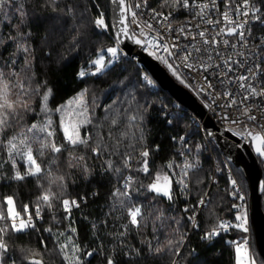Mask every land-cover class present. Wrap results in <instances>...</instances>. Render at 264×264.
Returning a JSON list of instances; mask_svg holds the SVG:
<instances>
[{
	"label": "snow or ice",
	"instance_id": "obj_1",
	"mask_svg": "<svg viewBox=\"0 0 264 264\" xmlns=\"http://www.w3.org/2000/svg\"><path fill=\"white\" fill-rule=\"evenodd\" d=\"M62 0H0V180H13L16 182L27 181L32 178L39 183L41 195L37 198V205L34 212L29 210V205L22 204V211L16 210L17 200L14 196H7L3 200V208L0 209V264H15V259L9 255L10 248L8 238L10 233L27 234L29 230L38 232L36 227L38 219H43L41 207L46 206L51 209L54 202H58L63 209L64 219L69 221L67 232L78 236L77 228L71 222L73 209H79L81 203H85L87 197L79 199L67 197L66 189L70 173L79 171L82 179H91L92 171L89 165V159L100 160L104 172L113 174L117 183L123 180L120 187L113 189L112 195L116 198L112 204V209L122 210L131 226L135 230L146 226L150 213L145 211V205L137 204L133 201V194L139 193V188H133L135 181L132 173H143L151 182L147 185H141L145 192L152 193V199L156 197L175 199V191L181 195L190 193L189 185L191 183H201L198 177V161H189L185 159L180 166L176 176L168 172H153L150 168V150L143 145V129L140 127L142 114H131L125 117L122 123L119 118V112L113 111L111 118L106 115L104 122L93 120L92 113L85 100L87 90L82 91L74 100H70L67 106H61L56 111L61 113L60 121L57 127L60 129V142H57V129L53 127V120L49 113L48 101L52 90L45 85V91L40 93L39 88H33L31 82L35 75L34 63L35 49L30 46L31 33L26 29L29 9L35 8L41 10H51L52 12H63L71 16L73 9L81 7L75 0L60 7ZM122 5L124 18L121 20V27L116 35L119 42L121 37L134 38L129 36L127 26L128 14L132 17V22H136L137 13L132 10V5H126L125 0H118ZM148 0H140L135 8L146 6ZM223 5V11L220 6ZM86 8V6H83ZM161 9H172L175 11L188 10L192 20L187 22V26L179 28V33L190 37L189 44L180 48L178 44H169L165 42L164 36L160 30L153 27L151 21H144L145 28L154 34L152 39H135L138 45H145L153 49L152 55L158 60L164 61L172 70L173 74L180 79L178 68L183 66L193 72H204L208 75H215L218 83L225 86L222 92L223 97L227 98L226 108L235 107L239 116L233 119L230 115H225L230 124L240 125L248 121L255 122L260 131L248 128L244 133L237 132L236 135H244L256 142V152L264 157V38H256L255 46L250 44V38L253 36L252 25L264 27V0H159ZM152 20L165 28L166 31H172V11L165 14L163 11L151 9ZM215 16V19L212 17ZM97 28H107L103 13L92 21ZM204 25L205 27H202ZM195 32H192V29ZM145 35L141 30L140 36ZM196 42V43H193ZM9 48L12 51H9ZM156 49H162L168 56L156 54ZM107 53L111 58L118 55L117 47H110ZM225 53H230L225 55ZM179 61V64L170 63ZM219 60V62H217ZM96 66V73L104 71L107 67L105 56L100 55L97 59L91 61ZM221 68L224 69L223 76L220 75ZM212 71H209V70ZM242 70V71H241ZM7 71V75L5 74ZM232 75H229V74ZM23 74V77H22ZM79 75L84 77L85 72ZM208 75L204 76L206 87L201 85L197 89L198 94L212 95L215 91ZM147 79V77H145ZM182 83L186 81L181 79ZM151 84L152 81L148 80ZM191 87V85H188ZM229 86L236 88L233 92ZM33 96H40L41 112L44 114L41 123L33 122L26 125V117L34 113L35 109L29 102ZM220 99L219 96L213 98L212 103ZM107 111V110H106ZM257 113H260L258 119ZM91 127L92 130H89ZM138 129L133 131V129ZM175 139V138H174ZM183 140V137L180 138ZM141 145L137 148V145ZM35 145V149L33 147ZM159 151V146H156ZM191 149H189V154ZM37 156L43 159L38 162ZM105 157H107L105 159ZM112 157H116L118 164H114ZM138 167H133V163ZM43 163V166H42ZM21 164L23 171H21ZM7 166L9 173L4 172ZM163 167L175 169L172 162L166 163ZM128 173L125 175V173ZM43 181L44 183H40ZM232 193L236 199L245 200L241 187L237 179L231 180ZM178 186V187H176ZM55 189V190H54ZM175 189V191H174ZM211 203L207 193H203L197 200V204L192 206L195 211L197 206L207 207ZM238 210L243 209L241 204ZM185 212L189 209L185 208ZM23 213V214H22ZM159 219V215L156 217ZM55 219V217H53ZM189 222L195 220V216L187 217ZM237 223L230 221H221L211 231L204 234L203 239L212 240L219 236L222 231H228L235 228L244 233L249 232L248 215L246 211H240L235 216ZM107 223V221H105ZM96 226L93 225V228ZM127 225L124 226L127 229ZM193 227H199L193 224ZM52 233L51 227L46 229ZM121 232L120 235H125ZM59 236H65L69 242L58 243L57 252L61 256L62 264H85L84 257L94 258L93 251H85L81 245L72 241L71 236L65 233H58ZM186 236L181 235L179 239L168 241L169 250H174L173 255H180V247L184 245ZM45 249L47 244L43 239L40 241ZM234 245L235 264H257V257L252 253L248 240L232 241ZM151 254H158L162 251L160 248H153L151 241L145 245ZM194 251V250H193ZM129 261L133 262L141 257V249H129L124 253ZM27 259V258H25ZM28 264H43L41 260L34 257L28 260ZM91 264V259L87 261ZM105 264H116V260L111 256L105 257ZM175 264V261H174ZM264 264V261H260Z\"/></svg>",
	"mask_w": 264,
	"mask_h": 264
},
{
	"label": "trees",
	"instance_id": "obj_2",
	"mask_svg": "<svg viewBox=\"0 0 264 264\" xmlns=\"http://www.w3.org/2000/svg\"><path fill=\"white\" fill-rule=\"evenodd\" d=\"M69 2L71 0H62L60 7L63 8L64 4ZM75 3L82 6L74 8L71 16L63 12L29 9L31 14L26 25V29L31 33L30 46L35 49V75L31 86L39 88L41 94L45 91V85L52 90L48 103L55 110L50 116L53 127L57 129V142H60L61 135L57 127L61 113L56 109L67 106L68 101L74 100L82 91L87 90L85 100L93 120H100L105 126L106 115L110 119L113 111L119 112L122 123L127 115L137 114L136 110L138 114H142L143 119L139 123L143 129V145L151 152L149 166L153 172H168L179 179L176 174L187 157L189 161H198V177L202 182L191 183L190 193L184 195L174 189L175 199L172 201L161 197L152 199L153 194L145 192L141 187L149 184L151 180L143 173H132L135 181L133 188L140 189L138 194L134 192L133 201L145 205V211L150 213L147 225L135 230L122 210L112 209L116 199L112 195L113 189L120 187L123 180L117 183L118 178L104 172L101 167L103 159L90 158L91 179H82L79 171L70 173L65 194L76 199L87 197L86 202L81 203L79 209H73L71 214V222L77 228L78 236L66 231L69 221L64 219L63 209L58 202H54L51 209L42 206L43 219L36 222L38 232L29 230L27 234L9 235V255L15 259V264H28V260L33 257L41 260L43 264H62L56 249L58 243H65L67 240L65 236H59L57 240L58 233L71 236L72 241L81 245L85 251L96 253L94 258L84 257L85 264L89 259L91 264H105L106 256L114 258L116 264H174V261L175 264H235L234 245L231 242L243 239L248 240L252 253L257 257V264H260L264 259L256 245L250 209L246 211L248 233L232 228L222 231L210 241L203 239L204 234L221 221L237 223L235 216L240 214L234 209L230 180L223 166L224 157L221 150L214 148V155L222 172L217 175V184H213V158L202 134L192 123L190 112L185 108H181L179 112L175 111V98L163 88L155 90L151 87L132 59L123 57L120 61H115L107 53L108 48L117 46L111 25V1L75 0ZM150 6L166 13L174 11L161 9L159 0H150ZM100 13H103L106 29L97 28L92 23ZM255 32L264 35V27L255 25ZM9 51L12 49L9 48ZM103 54L107 67L100 73H94L96 66L91 61ZM82 71L86 73L84 77L79 75ZM5 74L7 75V71ZM29 102L35 112L27 115L26 125L41 123L44 115L41 112L40 96H33ZM168 111H171L170 115ZM89 130H92L91 127ZM133 131L138 132V129L134 128ZM157 145L159 151L155 150ZM140 146L138 144L137 148ZM33 147L35 149V145ZM43 159L46 157L37 156L38 162ZM112 159L114 164H118L116 157ZM168 162L174 163V170L163 167ZM133 167L138 165L134 162ZM233 170L249 196L244 175L234 165ZM4 172L11 174L7 166ZM127 174L126 172L125 175ZM41 191L39 183L32 178L23 184L13 180H0V209L3 208L5 197L14 196L17 200V211H22V204H27L30 206L29 210L34 212ZM205 192L211 203L207 207L197 206L193 211L192 206L197 204V200ZM185 208L189 211L185 212ZM262 209L264 211V196ZM158 215L159 219L156 218ZM189 216H195V220L189 222ZM193 224H198L199 227L194 228ZM93 225L96 227L93 228ZM125 225L128 226L127 229L124 228ZM49 227L53 229L52 233L46 231ZM121 232L126 234L121 236ZM181 235L186 236V241L179 249L180 255L174 256V250L168 248V241H175ZM41 239L47 244L46 249L41 246ZM148 241H151L153 248H160L162 251L151 254L145 247ZM135 248L141 249L142 258L130 262L124 253ZM8 264H11V261Z\"/></svg>",
	"mask_w": 264,
	"mask_h": 264
},
{
	"label": "built area",
	"instance_id": "obj_3",
	"mask_svg": "<svg viewBox=\"0 0 264 264\" xmlns=\"http://www.w3.org/2000/svg\"><path fill=\"white\" fill-rule=\"evenodd\" d=\"M190 2H191V0H190ZM236 2L240 3V0H236ZM137 3H140V0H128V5H132V10L136 11V13H137L135 23L132 22V17L129 13L130 24H131L133 31L135 32V34L140 39L145 40V41L152 39V36L154 34L150 33V31L147 28H145V25H144V21H151L153 24V27L160 30L161 34L164 36L165 42H167L169 44L176 43L179 45L180 48H183L185 45L189 44L190 37H186L185 35H181L179 33V28L182 26L186 27L187 22L189 20H192V16L190 15V12L188 10H180V11L174 10V11H172L173 15H172V18L170 21L172 24V31L169 32V31H166L164 27L157 24L155 20H152L151 9H153V8H151V6H150V0H148V3L146 6H142L140 8H135V5ZM223 9H224V6L221 5L220 10L223 11ZM157 11H159V10H157ZM165 14H167V13H165ZM212 18L215 19V16H213ZM202 27H205V26L202 25ZM141 30H143L145 33V35L143 37L140 36ZM195 31L196 30L193 28L192 32H195ZM252 32H253V36H252V38H250V44H252V46L254 47L255 43H256V38H264V35L258 34L255 32V25H252ZM193 43H196V42H193ZM116 44H117V47L119 49V53L116 57V61H120L123 57L132 59L141 69L142 73L144 74V79H145V77H147V79H145L147 82H148V80L152 81V83L149 85L151 87H153L155 90L158 88H161V86L157 82V80L150 74V72L147 70V68L138 61L137 57H133V56L129 55L121 46H119V44L117 42H116ZM140 48H141V50H144V51H149V52L153 51V49L151 47L147 46V44H145L143 46L141 45ZM155 51H156L157 55H162L165 57L168 56V54L163 52L162 49H156ZM228 54H230V53H225V55H228ZM160 61L167 68V70L177 79L178 82H180L182 85L187 87L203 103V105L205 106V109L207 110V113L214 118V120L218 126L222 127L226 131H229L230 133L235 135L237 138H239V141H236L232 138H229L231 145L240 148V147H243L245 144H248L251 147L253 153L255 154V156L257 157V159L259 160V162L262 166L263 177H264V157L260 156L259 154H257L255 152L254 147H253L254 141H252L249 137H246L244 135H236L237 132L244 133L248 128H253L255 131H260V129H259V127L256 126L255 122L248 121L244 124L233 125V124H230L227 119L223 118L226 114L230 115L233 119H236L239 116V112L236 110L235 107H232V108H226L225 107V104L227 103V98L223 97V95H222V92L224 91L225 86L223 84L218 83L215 75H208V73L199 72V71L193 72L189 69L184 68L183 66H180L178 68V73L181 77L180 79H178L177 76L173 74L172 70L167 66V64L162 60H160ZM169 62L170 63L174 62L176 64H179V61H173L171 58H169ZM217 62H219V60ZM209 71H212V70L210 69ZM223 73H224V69L221 68L220 75L223 76ZM205 75H208V80L211 81V83L213 85V89L215 90L212 93V95H208L207 93L198 94V92H197V89H199L201 87V85H204L206 87V83L204 81ZM229 75H232V74L230 73ZM181 79L185 80L186 82L182 83ZM188 85H191V87H189ZM229 88L233 92L236 91V88L233 86H229ZM216 96H219L220 99L216 100V102L213 104L212 100ZM173 106L175 107V111L179 112V111H181V108H185L187 111L190 112L192 123L196 126V130L202 134L203 139L207 145V148L209 149V151L212 155L213 163H214V173H213L212 183L217 184V181H218L217 175L220 174L222 171H221V168L218 167L217 159L214 155V148L217 147L219 149L215 138L208 134V131H207L205 124H204V120L201 119L198 115H196L194 112H192L190 109L185 107L183 104H181L176 99L173 102ZM168 114L170 115L171 111H168ZM260 115H261L260 113H257L258 119H259ZM260 122L264 123V121H260ZM263 147H264V145H263ZM222 154L224 157L223 158V166H224L225 172L227 173L228 178L230 180L231 193L233 191L232 185H231V180L237 179V181L241 187L242 194L245 196V200L240 201L232 195L235 206H240L241 204L244 205L243 209L238 210V207H234V209L237 212L247 211L250 209L249 196L247 195L245 188L242 186V184L238 180V178H237V176L233 170L232 162L225 156V154L223 152H222ZM185 159L188 160L187 157H185Z\"/></svg>",
	"mask_w": 264,
	"mask_h": 264
},
{
	"label": "water",
	"instance_id": "obj_4",
	"mask_svg": "<svg viewBox=\"0 0 264 264\" xmlns=\"http://www.w3.org/2000/svg\"><path fill=\"white\" fill-rule=\"evenodd\" d=\"M110 1L111 25L116 40L118 30L124 26L121 24V20L124 18V13L122 12L123 6L118 3V0ZM125 3L128 5V0H125ZM126 23L129 36H134V38L122 36L119 42L116 40L119 46L129 55L137 57L138 61L157 80L161 88L168 91L176 100L204 120L208 134L215 138L219 149L244 175L249 188L250 221L255 234L258 251L264 259V211L262 209L264 177L259 160L248 144L240 148L231 145L229 138L236 141H239V138L218 126L214 118L207 113L203 103L187 87L178 82L163 63L155 55L151 54L152 52L141 50V45L135 43V39L139 37L131 27L129 14Z\"/></svg>",
	"mask_w": 264,
	"mask_h": 264
},
{
	"label": "rangeland",
	"instance_id": "obj_5",
	"mask_svg": "<svg viewBox=\"0 0 264 264\" xmlns=\"http://www.w3.org/2000/svg\"><path fill=\"white\" fill-rule=\"evenodd\" d=\"M117 47V46H116ZM118 48V47H117ZM118 53H119V49H118ZM104 55V54H103ZM114 60L116 61V57L114 58ZM94 73H96V70L94 71ZM49 102V101H48ZM47 102V103H48ZM48 108L49 109H51L52 111L49 113V115H52L53 113H55V110H53L51 107H50V105H49V103H48ZM44 115V114H43ZM253 147H254V150H255V152H256V147H257V145H256V142H254L253 143ZM261 147H263V145L261 146ZM257 153V152H256ZM258 154V153H257ZM200 207V206H199ZM67 242H69V241H67Z\"/></svg>",
	"mask_w": 264,
	"mask_h": 264
},
{
	"label": "bare ground",
	"instance_id": "obj_6",
	"mask_svg": "<svg viewBox=\"0 0 264 264\" xmlns=\"http://www.w3.org/2000/svg\"><path fill=\"white\" fill-rule=\"evenodd\" d=\"M166 13V12H165ZM113 31V30H112ZM114 37V36H113ZM117 45V44H116Z\"/></svg>",
	"mask_w": 264,
	"mask_h": 264
}]
</instances>
